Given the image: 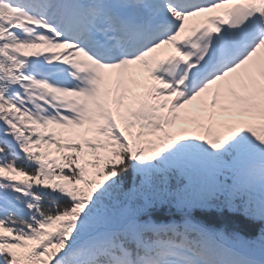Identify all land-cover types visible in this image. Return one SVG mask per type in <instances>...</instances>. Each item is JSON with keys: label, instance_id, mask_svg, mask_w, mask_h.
Wrapping results in <instances>:
<instances>
[{"label": "snow or ice", "instance_id": "obj_1", "mask_svg": "<svg viewBox=\"0 0 264 264\" xmlns=\"http://www.w3.org/2000/svg\"><path fill=\"white\" fill-rule=\"evenodd\" d=\"M0 264H264V0H0Z\"/></svg>", "mask_w": 264, "mask_h": 264}]
</instances>
